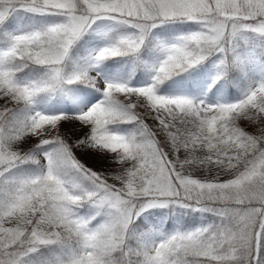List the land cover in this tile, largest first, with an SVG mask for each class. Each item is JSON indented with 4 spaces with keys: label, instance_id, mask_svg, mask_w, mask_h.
Wrapping results in <instances>:
<instances>
[{
    "label": "snow or ice",
    "instance_id": "snow-or-ice-1",
    "mask_svg": "<svg viewBox=\"0 0 264 264\" xmlns=\"http://www.w3.org/2000/svg\"><path fill=\"white\" fill-rule=\"evenodd\" d=\"M0 264H264V0H0Z\"/></svg>",
    "mask_w": 264,
    "mask_h": 264
}]
</instances>
